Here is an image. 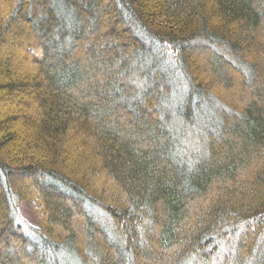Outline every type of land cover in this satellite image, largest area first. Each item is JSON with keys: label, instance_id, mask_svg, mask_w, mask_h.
I'll list each match as a JSON object with an SVG mask.
<instances>
[{"label": "trees", "instance_id": "obj_1", "mask_svg": "<svg viewBox=\"0 0 264 264\" xmlns=\"http://www.w3.org/2000/svg\"><path fill=\"white\" fill-rule=\"evenodd\" d=\"M0 236V264H264V0H0Z\"/></svg>", "mask_w": 264, "mask_h": 264}, {"label": "rangeland", "instance_id": "obj_2", "mask_svg": "<svg viewBox=\"0 0 264 264\" xmlns=\"http://www.w3.org/2000/svg\"><path fill=\"white\" fill-rule=\"evenodd\" d=\"M21 52H18L15 56V59L20 60ZM17 61V60H14ZM4 112L5 109H3ZM19 215L20 218L29 226L38 228L40 224V206L36 204V202H29L25 201L20 203L19 205ZM8 240H12L14 246H18L17 240L15 238H11L10 236H0V243H6ZM17 253L19 252L18 249H16ZM20 257V256H19Z\"/></svg>", "mask_w": 264, "mask_h": 264}]
</instances>
